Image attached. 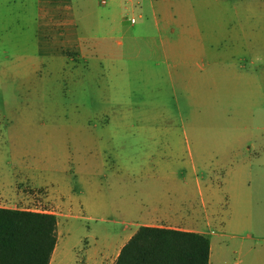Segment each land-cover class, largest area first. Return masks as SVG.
Wrapping results in <instances>:
<instances>
[{
    "label": "rangeland",
    "instance_id": "rangeland-1",
    "mask_svg": "<svg viewBox=\"0 0 264 264\" xmlns=\"http://www.w3.org/2000/svg\"><path fill=\"white\" fill-rule=\"evenodd\" d=\"M68 2L0 0V205L55 214L50 264H88L94 237L100 243L121 230L114 205L146 188L126 175L177 169L186 180L193 153L199 187L195 178L188 187L200 214L175 227L211 236L218 264H254L264 242V0L210 1L218 13L246 12L247 46H254L217 43L209 65L199 50L183 48L174 59L162 53L150 7L179 0L134 2L112 30L115 22L98 29L74 7L81 42L69 31ZM216 21L224 36L222 16ZM94 42L115 58L112 75L88 64ZM165 142L167 160L159 157ZM68 198L80 203L67 205ZM139 222L151 221L130 231Z\"/></svg>",
    "mask_w": 264,
    "mask_h": 264
},
{
    "label": "crops",
    "instance_id": "crops-1",
    "mask_svg": "<svg viewBox=\"0 0 264 264\" xmlns=\"http://www.w3.org/2000/svg\"><path fill=\"white\" fill-rule=\"evenodd\" d=\"M72 1L73 0H69L66 5V9L68 10V25L71 26L69 31L76 32L78 34L80 33L79 36L81 42L83 37L81 35L82 32H78V30H76L78 25L77 19L75 18L76 14L75 12L73 13V10L75 9L74 7L78 8L79 6L84 12L83 17L86 19H94L96 24H98V29L105 27L106 25H112L115 22V25L111 27L112 30L114 28L117 29L118 27L119 22L117 19H119V14L121 13L120 11L124 8L127 9L130 7V5L134 4V2H136V4H140L141 0H75L76 3H79V5H74ZM183 1L184 0H179V2L174 5L157 3L156 5H151L150 7L151 20L153 25L156 27V30H158L159 46L165 58H178L181 49L191 48L192 50H199V52L201 51L200 53L204 54L203 57H207V59H205L209 65V62L215 59V49L219 48L217 47V43L224 44L223 46L218 45L222 46L221 48H233L238 50L249 49L254 46H247L249 35L246 33V24H244L241 19L244 17V13L246 14V12H242L241 9H238V6H235L236 8L233 10V13L224 14V11L218 13L215 9L211 8L215 6L214 3L210 2L211 0H199L202 2L204 7H207L205 9L191 8L190 10H184L181 8L184 4ZM96 5H99V8H97ZM43 16H45V12ZM219 16H222L223 19V21L220 23L221 26H219L221 29L220 33H224V36L221 37L217 36L216 34V18ZM225 22L228 25H230L232 22L234 24L235 22L234 29L231 31H229V29L224 31V29L227 28L226 26H228H223ZM86 23L87 21L85 24ZM189 26H192L191 30H188ZM176 28L179 29L178 37L175 38L173 36H169L168 33H175ZM91 29H86V31L90 32ZM185 34L193 35V37L185 39ZM86 35L93 39L91 35ZM86 38L87 37L84 39ZM120 43L122 44V42ZM104 47L105 45L103 43L94 42V48L97 54L95 56L87 57L88 64L99 67L104 65L106 67V69L101 68L100 75L102 77H104V72L112 75L117 70L114 68L116 64L114 61L115 58H106V51L103 49ZM197 54L198 53L195 52L193 56H197ZM105 64H107V66ZM153 143L154 145H157L155 142ZM165 143L166 144L164 145L166 147L164 146L165 149L163 152L161 149H159V157L167 160L172 155V149L169 148L171 145L170 142ZM153 151H155V148ZM153 151H151L149 154L150 156H152ZM192 162H196V158L193 153H191V168L185 177L187 178L186 180L178 175L179 171L177 169L165 170L156 168L139 172V174H127L126 177H128L132 184H135L136 178H139V180L144 183L146 188L142 189L141 191H133V198H131L133 200L132 202L128 201L126 205H114L113 210H116L118 213L117 224L122 226L121 230L117 234L113 233L107 236L105 241L100 243L97 242V238L94 237V248L88 249V264H112L117 257L122 245L141 225L180 229L175 226L185 224L186 218L193 219L194 217H198L200 214V203L197 201V198H195L193 195L194 193H192L188 187V180L194 182V178L196 184H198L199 187L197 175L198 168L196 166L197 164L194 165ZM77 202L80 203V199L76 201V199L73 200L72 198H68L64 201V203L67 205H76ZM78 205H82L84 211L89 209V206L83 201H81V204ZM144 220H149L151 222H139L137 223L135 230L130 231V228L135 224V222ZM156 221H166L167 224H157ZM187 231L199 232L197 230ZM199 233L204 234L203 232ZM208 237L210 239V254L208 264H218L216 259V262H214V251L215 249H221L217 246L214 247L212 243V237ZM53 254L54 251L52 255ZM253 262L254 264H264V242L261 243V245H259L258 249L255 251Z\"/></svg>",
    "mask_w": 264,
    "mask_h": 264
},
{
    "label": "trees",
    "instance_id": "trees-1",
    "mask_svg": "<svg viewBox=\"0 0 264 264\" xmlns=\"http://www.w3.org/2000/svg\"><path fill=\"white\" fill-rule=\"evenodd\" d=\"M57 243V217L47 211L0 206V264H49ZM205 234L141 225L112 264H208Z\"/></svg>",
    "mask_w": 264,
    "mask_h": 264
},
{
    "label": "built area",
    "instance_id": "built-area-1",
    "mask_svg": "<svg viewBox=\"0 0 264 264\" xmlns=\"http://www.w3.org/2000/svg\"><path fill=\"white\" fill-rule=\"evenodd\" d=\"M131 22H134V18L131 19Z\"/></svg>",
    "mask_w": 264,
    "mask_h": 264
}]
</instances>
